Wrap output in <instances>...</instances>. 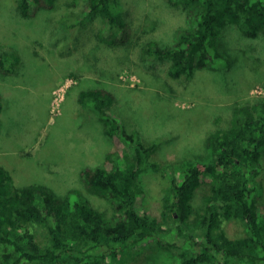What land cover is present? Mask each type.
I'll return each mask as SVG.
<instances>
[{
  "label": "rangeland",
  "instance_id": "obj_1",
  "mask_svg": "<svg viewBox=\"0 0 264 264\" xmlns=\"http://www.w3.org/2000/svg\"><path fill=\"white\" fill-rule=\"evenodd\" d=\"M120 9L126 31L113 35L102 17L70 30L50 10L25 15L17 0H0V55L16 58L10 72L0 71V165L11 170L17 185L41 182L61 194L79 193L110 217L111 205L81 183L82 171L103 165L112 152L124 164L133 159L128 146H116L105 134L93 107L78 101L83 89L105 88L112 93L109 108L128 130L138 132L147 145L158 144L150 161L159 169L144 168L138 184L149 214L161 218L164 170L211 160L207 136L230 126L236 108L264 101V33L248 37L227 25L218 38L227 61L193 78L176 79L169 74L170 61L142 46L176 40L186 24L185 1L122 0ZM109 34L126 42L109 46ZM262 166L259 195L264 202V156ZM212 181L206 178L197 188L189 222L204 211ZM223 228L230 237L247 235L241 219L225 220ZM179 261L177 248L152 240L127 264Z\"/></svg>",
  "mask_w": 264,
  "mask_h": 264
},
{
  "label": "trees",
  "instance_id": "obj_2",
  "mask_svg": "<svg viewBox=\"0 0 264 264\" xmlns=\"http://www.w3.org/2000/svg\"><path fill=\"white\" fill-rule=\"evenodd\" d=\"M183 1L186 24L178 29L176 40L168 46L153 40L142 46L154 57L170 61L173 78H193L200 70L227 61L218 38L229 24L248 37L264 33V0ZM17 2L25 15L42 9L60 15L70 30L81 24L88 27V20L102 17L109 33L126 31L118 14L122 0ZM109 40V46L126 42L111 35ZM15 62L13 53L3 52L0 71L10 72ZM2 98L0 93V109ZM78 101L93 107L116 146H128L133 152L132 161L125 164L112 152L103 165L82 171V185L111 205V216L76 192L61 194L41 182L17 185L11 170L0 165V264H127L152 240L177 248L179 264H264V202L259 195L264 101L236 108L230 126L207 136L211 160L164 170L161 218L149 214L138 184L144 168L159 169L158 163L150 161L158 144L147 145L138 132L128 130L109 108V90L83 89ZM206 178L213 180L211 193L204 211L191 223L192 199ZM232 218L244 221L246 236L226 233L223 222Z\"/></svg>",
  "mask_w": 264,
  "mask_h": 264
}]
</instances>
